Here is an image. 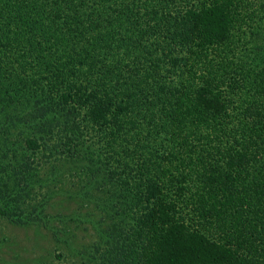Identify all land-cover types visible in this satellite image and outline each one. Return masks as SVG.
Masks as SVG:
<instances>
[{
	"label": "trees",
	"instance_id": "1",
	"mask_svg": "<svg viewBox=\"0 0 264 264\" xmlns=\"http://www.w3.org/2000/svg\"><path fill=\"white\" fill-rule=\"evenodd\" d=\"M61 167L92 264H264V0H0V216Z\"/></svg>",
	"mask_w": 264,
	"mask_h": 264
},
{
	"label": "rangeland",
	"instance_id": "2",
	"mask_svg": "<svg viewBox=\"0 0 264 264\" xmlns=\"http://www.w3.org/2000/svg\"><path fill=\"white\" fill-rule=\"evenodd\" d=\"M62 168L49 174L46 184L36 183L30 197L21 204L23 208L38 207L42 224L17 225L0 216V264H92V246L97 242L96 222L101 217L93 203L81 201L76 173L67 167L61 174ZM2 180L14 189L6 191L4 196L14 194L18 184L23 187L24 181H29L22 179L13 184L3 178L0 185ZM49 228L59 230L60 235L55 237ZM84 258L85 263H80Z\"/></svg>",
	"mask_w": 264,
	"mask_h": 264
}]
</instances>
